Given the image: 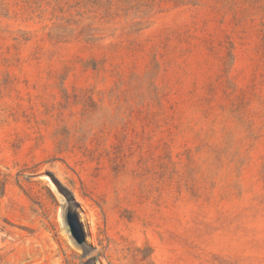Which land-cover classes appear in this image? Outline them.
<instances>
[{
  "label": "rangeland",
  "instance_id": "obj_1",
  "mask_svg": "<svg viewBox=\"0 0 264 264\" xmlns=\"http://www.w3.org/2000/svg\"><path fill=\"white\" fill-rule=\"evenodd\" d=\"M0 264H264V0H0Z\"/></svg>",
  "mask_w": 264,
  "mask_h": 264
},
{
  "label": "water",
  "instance_id": "obj_2",
  "mask_svg": "<svg viewBox=\"0 0 264 264\" xmlns=\"http://www.w3.org/2000/svg\"><path fill=\"white\" fill-rule=\"evenodd\" d=\"M67 221H68L72 231L74 233L80 234L81 226H80V223H79L77 216L75 214H69Z\"/></svg>",
  "mask_w": 264,
  "mask_h": 264
},
{
  "label": "bare ground",
  "instance_id": "obj_3",
  "mask_svg": "<svg viewBox=\"0 0 264 264\" xmlns=\"http://www.w3.org/2000/svg\"><path fill=\"white\" fill-rule=\"evenodd\" d=\"M68 228V227H67Z\"/></svg>",
  "mask_w": 264,
  "mask_h": 264
}]
</instances>
